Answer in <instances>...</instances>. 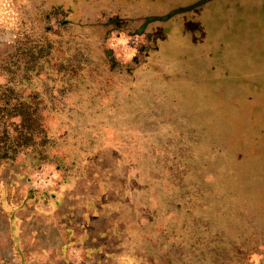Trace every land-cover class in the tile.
<instances>
[{"label": "rangeland", "instance_id": "1", "mask_svg": "<svg viewBox=\"0 0 264 264\" xmlns=\"http://www.w3.org/2000/svg\"><path fill=\"white\" fill-rule=\"evenodd\" d=\"M262 3L0 0V264H264Z\"/></svg>", "mask_w": 264, "mask_h": 264}, {"label": "trees", "instance_id": "2", "mask_svg": "<svg viewBox=\"0 0 264 264\" xmlns=\"http://www.w3.org/2000/svg\"><path fill=\"white\" fill-rule=\"evenodd\" d=\"M8 92H0V159L9 160L32 139L33 133L38 132L36 124H29L26 108L19 103L8 108ZM9 117L18 118L17 122H10ZM33 127V128H32Z\"/></svg>", "mask_w": 264, "mask_h": 264}, {"label": "crops", "instance_id": "3", "mask_svg": "<svg viewBox=\"0 0 264 264\" xmlns=\"http://www.w3.org/2000/svg\"><path fill=\"white\" fill-rule=\"evenodd\" d=\"M210 1V0H209ZM215 1H218V0H214V2ZM247 2H248V0H246ZM208 2V1H207ZM263 5H262V7H264V0H263V3H262ZM245 6H247V5H245ZM247 7H250V6H247ZM263 11H264V9H263ZM254 12V11H253Z\"/></svg>", "mask_w": 264, "mask_h": 264}]
</instances>
